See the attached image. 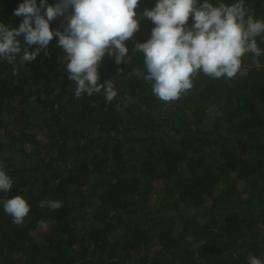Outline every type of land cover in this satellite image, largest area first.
Masks as SVG:
<instances>
[{"label":"trees","instance_id":"trees-1","mask_svg":"<svg viewBox=\"0 0 264 264\" xmlns=\"http://www.w3.org/2000/svg\"><path fill=\"white\" fill-rule=\"evenodd\" d=\"M23 2L0 0V22L19 27ZM156 3L139 0L137 18ZM244 6L264 19V0ZM66 25L50 21L54 31ZM154 27L141 20L125 42L128 63L104 56L99 83L112 80L118 92L110 103L103 90L75 97L58 37L33 61L18 57L16 74L0 58V165L13 180L0 192V264L264 261V34L255 38L262 54L247 53L234 78L200 73L166 103L133 73L146 74L133 49ZM20 40L21 56L37 47ZM17 195L30 205L20 225L3 210ZM45 200L62 206L40 208Z\"/></svg>","mask_w":264,"mask_h":264},{"label":"clouds","instance_id":"clouds-1","mask_svg":"<svg viewBox=\"0 0 264 264\" xmlns=\"http://www.w3.org/2000/svg\"><path fill=\"white\" fill-rule=\"evenodd\" d=\"M139 0H58L54 6L47 0H24L14 10V16H23L19 27L0 22V58L13 65L36 59L41 49L58 37V46L67 57L68 78L76 84L74 95L105 94L110 103L118 94L112 80L99 83L98 68L107 54L115 63L129 62L126 41L140 29L141 20L149 19L155 27L146 42L136 43L133 51L142 54L146 69L133 73L151 83L159 100L170 103L192 89L193 79L200 73L212 79L234 78L242 67L247 53L260 56L256 37L264 34V19L254 18L244 6V0L231 6L221 2L214 6L209 0H157L154 8L145 9L137 18ZM46 9L45 11L42 10ZM69 15H65L69 13ZM64 17L63 31L52 30L50 21ZM194 23L189 26V18ZM28 46L37 45L34 51L23 48L20 37ZM47 54V53H46ZM13 188L12 178L0 165V192ZM58 210L62 202L45 200L38 205ZM3 210L20 225L30 212V205L21 195L7 199ZM46 227V225H45ZM249 264H264L252 255Z\"/></svg>","mask_w":264,"mask_h":264},{"label":"rangeland","instance_id":"rangeland-1","mask_svg":"<svg viewBox=\"0 0 264 264\" xmlns=\"http://www.w3.org/2000/svg\"><path fill=\"white\" fill-rule=\"evenodd\" d=\"M43 229V226L39 228V231Z\"/></svg>","mask_w":264,"mask_h":264}]
</instances>
